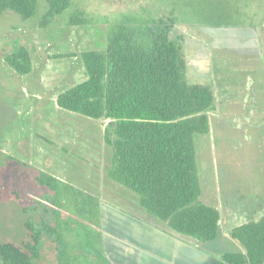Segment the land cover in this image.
I'll use <instances>...</instances> for the list:
<instances>
[{
    "label": "rangeland",
    "instance_id": "374dc122",
    "mask_svg": "<svg viewBox=\"0 0 264 264\" xmlns=\"http://www.w3.org/2000/svg\"><path fill=\"white\" fill-rule=\"evenodd\" d=\"M170 1L180 14L168 0H68L54 18L44 16L46 0H38V12L30 19L10 11L0 14V62L5 54L1 47L10 52L17 37L32 56L26 75L8 66L9 77L0 71V242L23 232V209L33 204L30 197L47 190L37 185L35 170L100 198L102 235L118 255L130 221L113 219L130 216L152 230L166 229L107 178L106 122L63 110L56 102L60 92L86 78L81 53L101 50L109 25L129 13L156 17L161 27L172 15L182 17L168 31L182 48L186 80L214 91L210 130L194 135V142L200 201L219 209L221 229L215 241L202 246L214 255L239 249L229 230L264 214V0ZM72 208L64 209L65 221L75 225L67 246L82 250L76 264H86V229L90 232L91 225ZM52 252H44L43 264L55 262ZM107 254L116 264V257Z\"/></svg>",
    "mask_w": 264,
    "mask_h": 264
},
{
    "label": "trees",
    "instance_id": "16d2710c",
    "mask_svg": "<svg viewBox=\"0 0 264 264\" xmlns=\"http://www.w3.org/2000/svg\"><path fill=\"white\" fill-rule=\"evenodd\" d=\"M168 2L180 14L175 2ZM46 4L44 16L54 18L68 0ZM38 9V0H0V14L10 11L25 20ZM178 14L162 27L156 17L129 13L116 18L104 47L81 53L86 78L60 92L56 102L63 110L105 121L103 139L110 148L107 178L133 195L147 215L205 244L218 238L221 216L218 208L200 201L194 135L209 132L208 112L214 110L215 96L210 85L186 80L182 48L168 31L181 20ZM14 41L16 47L3 57L23 76L32 70L30 48L19 37ZM35 171L37 185L47 190L30 197L33 204L23 209V232L0 242V264H43L49 248L53 264L82 261L78 256L82 250L67 246L75 226L65 221L68 205L91 225L90 232L86 229L90 240L89 253H83L86 264H112L103 249L100 198ZM228 235L239 249L220 252L212 264H264V214L232 227Z\"/></svg>",
    "mask_w": 264,
    "mask_h": 264
},
{
    "label": "crops",
    "instance_id": "0c3cea01",
    "mask_svg": "<svg viewBox=\"0 0 264 264\" xmlns=\"http://www.w3.org/2000/svg\"><path fill=\"white\" fill-rule=\"evenodd\" d=\"M123 219L130 221L129 235L123 236L119 243L123 253L118 255L115 249L110 251V245L102 235L103 249L106 254L116 257V264H212L219 255L206 250L202 246L203 243L188 241L167 227L166 229L154 227L152 230L150 225L130 216L113 221Z\"/></svg>",
    "mask_w": 264,
    "mask_h": 264
},
{
    "label": "flooded vegetation",
    "instance_id": "af4514ba",
    "mask_svg": "<svg viewBox=\"0 0 264 264\" xmlns=\"http://www.w3.org/2000/svg\"><path fill=\"white\" fill-rule=\"evenodd\" d=\"M1 49L4 50V52H7L6 47H1ZM3 62H4V63H1V62H0V71H2V72L4 73L5 76H8V77H9V76H10V73H9L8 70H7V66H8V65H7V63L5 62V59H4V58H3ZM8 67H9V66H8ZM0 89H1V88H0ZM20 99H21V98H20ZM20 125H21V124H20ZM15 129H16V128H15ZM21 144H22V143H21ZM21 144H20V145H21ZM2 153H3V151H2ZM3 154H4V153H3ZM6 154H7V153H6ZM8 156H9V155H8ZM9 158H11L12 160L14 159V160L17 161V162H20V161H18V159H17L16 157H14V156H13V157H12V156H9ZM12 160H8V161H12ZM14 160H13V161H14ZM20 168H21V167H20ZM40 172H42V171H40ZM37 213H38V215H39V218L42 219V218H43V212H42V210H40V209L37 210Z\"/></svg>",
    "mask_w": 264,
    "mask_h": 264
}]
</instances>
